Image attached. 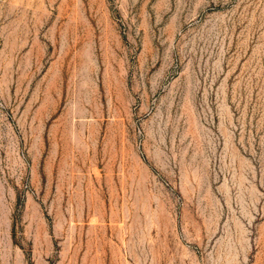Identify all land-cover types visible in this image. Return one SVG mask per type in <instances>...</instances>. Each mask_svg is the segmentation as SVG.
<instances>
[{
  "label": "rangeland",
  "instance_id": "1",
  "mask_svg": "<svg viewBox=\"0 0 264 264\" xmlns=\"http://www.w3.org/2000/svg\"><path fill=\"white\" fill-rule=\"evenodd\" d=\"M0 264H264V0H0Z\"/></svg>",
  "mask_w": 264,
  "mask_h": 264
}]
</instances>
